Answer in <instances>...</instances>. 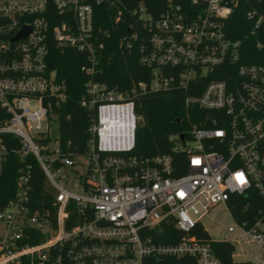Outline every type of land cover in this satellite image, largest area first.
<instances>
[{"label":"built area","instance_id":"2783aa9c","mask_svg":"<svg viewBox=\"0 0 264 264\" xmlns=\"http://www.w3.org/2000/svg\"><path fill=\"white\" fill-rule=\"evenodd\" d=\"M102 1L115 8L116 22L128 14L119 43L135 45L148 80L118 88L92 78L103 48L93 12ZM234 13L250 35H264L263 0H191L187 8L167 0L157 15L119 0H0V171L8 155L19 160L15 192L0 206V264L184 256L222 264L216 242L230 244L232 264H264V64L243 61L242 40L226 28ZM51 47L86 55L81 70L89 78L76 102L91 114L90 137L81 154L59 139L69 93L49 65ZM174 90L191 110L188 128L169 135L167 152L133 154L142 119L136 95ZM30 156L44 177L40 202ZM218 204L232 223L214 239L202 220ZM169 219L178 240L155 241L153 229Z\"/></svg>","mask_w":264,"mask_h":264},{"label":"trees","instance_id":"16d2710c","mask_svg":"<svg viewBox=\"0 0 264 264\" xmlns=\"http://www.w3.org/2000/svg\"><path fill=\"white\" fill-rule=\"evenodd\" d=\"M127 6L142 4L146 10L154 15L159 14L166 7L167 0H119ZM187 8L191 0H173ZM264 2V0H263ZM94 30L103 43L99 51L98 72L92 77L99 82H105L109 86L126 88L132 82L148 80L149 70L142 67L138 62L135 45L127 50L120 45L121 35L127 33V23L130 21L128 14L123 13L116 22L117 11L106 2L94 6ZM249 25L242 15H232L226 22V28L232 38L242 40L243 61L247 63L264 64V35L254 37L249 34ZM257 39L261 47L256 46ZM48 62L56 71L58 80H63L67 85L69 99L59 109V139L62 146L74 154H81L86 141L90 137L88 127L91 114L76 102L77 95L82 91L83 83L89 76L82 70L81 66L86 62L85 53L72 48L58 49L51 47ZM135 111L141 115L143 124L137 126L135 132V147L132 153L145 157L156 153L170 150L169 135L179 133L188 128L189 122L185 120L186 114H192L190 109L185 108L183 96L179 91H147L137 94L135 97ZM27 162L31 165L32 182L34 184L35 202H40L46 194L43 192L44 177L42 171L33 157H28ZM19 160L17 155L10 154L2 163L0 171V206H2L15 192V179ZM48 196V194H47ZM237 214L240 206L245 202L243 197H235ZM196 234L200 233V227H196ZM180 232L172 220H164L154 228L152 237L157 242H175ZM216 255L222 264H232L230 258L231 246L226 242L213 243ZM145 264H197L194 257H163L160 259L149 258Z\"/></svg>","mask_w":264,"mask_h":264},{"label":"rangeland","instance_id":"374dc122","mask_svg":"<svg viewBox=\"0 0 264 264\" xmlns=\"http://www.w3.org/2000/svg\"><path fill=\"white\" fill-rule=\"evenodd\" d=\"M52 130L54 132L53 134H55V125L52 126ZM202 223L210 237L219 239L224 236V231L227 225L232 223V219L223 205L218 204L215 209L211 211L210 215L202 220Z\"/></svg>","mask_w":264,"mask_h":264},{"label":"water","instance_id":"95a60500","mask_svg":"<svg viewBox=\"0 0 264 264\" xmlns=\"http://www.w3.org/2000/svg\"><path fill=\"white\" fill-rule=\"evenodd\" d=\"M24 33L22 32V33H20V35H23ZM143 124V120L142 119H139L138 120V126H141ZM181 137H182V135H181Z\"/></svg>","mask_w":264,"mask_h":264}]
</instances>
